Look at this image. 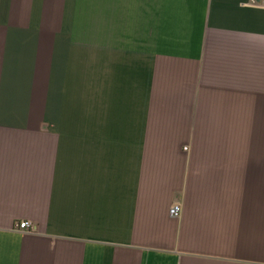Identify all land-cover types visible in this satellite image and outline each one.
Returning a JSON list of instances; mask_svg holds the SVG:
<instances>
[{"label": "crops", "instance_id": "obj_1", "mask_svg": "<svg viewBox=\"0 0 264 264\" xmlns=\"http://www.w3.org/2000/svg\"><path fill=\"white\" fill-rule=\"evenodd\" d=\"M0 264H264V0H0Z\"/></svg>", "mask_w": 264, "mask_h": 264}, {"label": "rangeland", "instance_id": "obj_2", "mask_svg": "<svg viewBox=\"0 0 264 264\" xmlns=\"http://www.w3.org/2000/svg\"><path fill=\"white\" fill-rule=\"evenodd\" d=\"M70 51V52H69ZM70 59L65 63V71L68 81V92L69 99L67 104L65 103V95H61L60 98V109L63 106V110L66 109L68 116L72 118V108L74 105V95L77 92L80 94L79 102L84 104L89 103V78L91 75L90 63H89V47L88 46H77L68 47ZM61 69V68H60ZM68 108V109H67Z\"/></svg>", "mask_w": 264, "mask_h": 264}, {"label": "built area", "instance_id": "obj_3", "mask_svg": "<svg viewBox=\"0 0 264 264\" xmlns=\"http://www.w3.org/2000/svg\"><path fill=\"white\" fill-rule=\"evenodd\" d=\"M180 206L178 204H175L170 209L171 216L177 217L180 213ZM18 229L22 232H29L30 231V223L28 221H22L18 225Z\"/></svg>", "mask_w": 264, "mask_h": 264}]
</instances>
